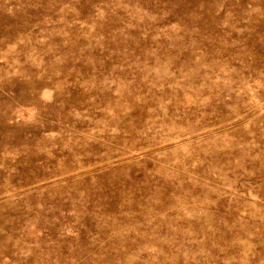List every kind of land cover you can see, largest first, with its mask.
Segmentation results:
<instances>
[{
    "label": "rangeland",
    "instance_id": "obj_1",
    "mask_svg": "<svg viewBox=\"0 0 264 264\" xmlns=\"http://www.w3.org/2000/svg\"><path fill=\"white\" fill-rule=\"evenodd\" d=\"M0 264H264V0H0Z\"/></svg>",
    "mask_w": 264,
    "mask_h": 264
}]
</instances>
